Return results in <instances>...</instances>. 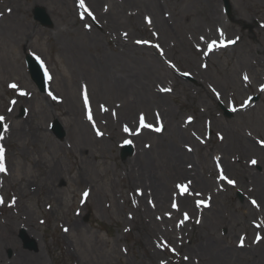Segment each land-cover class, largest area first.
Listing matches in <instances>:
<instances>
[{
	"label": "rangeland",
	"instance_id": "1",
	"mask_svg": "<svg viewBox=\"0 0 264 264\" xmlns=\"http://www.w3.org/2000/svg\"><path fill=\"white\" fill-rule=\"evenodd\" d=\"M161 1L169 33L140 16L122 28L151 48L142 59L163 55L169 76L156 89L185 125L178 135L190 139L173 140L157 117L145 116L148 126L136 131L182 143L191 155L199 183L167 165L159 171L160 184L174 192L166 217L181 233L169 239L162 218L147 212L156 203L128 162L133 127L113 121L116 107L96 62L115 51L114 34L75 0H0V117L13 132L3 140L0 264H264V0H230V14L223 0ZM36 7L50 24L34 17ZM28 53L49 70L46 92L30 76ZM55 120L62 139L51 130ZM127 143L132 152L123 157ZM23 228L37 250L24 247ZM203 245L212 256L200 254ZM22 252L25 259L14 261Z\"/></svg>",
	"mask_w": 264,
	"mask_h": 264
},
{
	"label": "bare ground",
	"instance_id": "2",
	"mask_svg": "<svg viewBox=\"0 0 264 264\" xmlns=\"http://www.w3.org/2000/svg\"><path fill=\"white\" fill-rule=\"evenodd\" d=\"M75 4L76 6L79 5L78 0H75ZM81 8V12H86L88 14L90 11V16H94L98 19L102 31H111L114 34L115 51H112L110 54L106 53L101 55L96 62L97 70L102 74L103 78L102 88L108 97H112V103L116 107V113L114 115L112 114L114 117H112L114 119L113 121L117 124V121L122 119L125 122L131 123L133 127V130L131 129V135L132 141H135V143H133L134 153L133 156L129 158L128 162L132 169L136 167L139 168L140 172L138 173L139 177L137 181L144 188L143 193H146L147 200L152 197L156 203L154 207L155 211L148 205L149 208H147V212L152 213L154 218L157 214L162 218V225L168 226L165 230L162 229L163 234L171 239L176 234V228L172 224L174 223L173 217L168 219L165 211H169L168 209L170 207L168 206L167 199L174 196V192H170V188H167L168 185L162 186L160 184L159 171H161V166H170L171 169L175 171L176 177L180 175L187 176V179H191V182L195 180L196 183H199L197 181L199 177L196 175L195 170L192 171L190 166V159H192L191 155L187 152L188 150L185 149L182 143L177 145L172 143V146H170L164 144L158 138H150L148 134L142 133V135H138V133H136L137 130H141L145 127V124L140 123L141 116L144 117V122L147 120L145 116H150V119H156L157 117V122L161 123L158 125L164 126L165 130L168 129L173 140L180 141V138H182L181 141H190L187 134L178 135L180 127L185 125L176 119V115L170 107L168 108L165 106L164 100H162L165 98L164 94L159 93L161 91L156 89V87H160V84L162 85L163 83L162 81L168 79L167 76H169V73L163 72L165 71L162 64V61L164 62L163 55H160L158 51L157 54L150 53V58L142 59L138 54H146V50L151 48L137 43V41L129 35L130 32H125L128 24L127 18L140 16L144 23L148 24L149 20L151 21L149 25H147L148 28L159 29L164 34L169 33L172 28L170 17L164 9V2L161 0H85L84 7ZM124 25L126 26L123 29L122 26ZM136 30L138 29L136 28ZM119 31L123 32V35L122 33L119 34ZM127 35L128 38H126ZM159 37L166 39V37L161 36V34H159ZM44 66L48 76L47 81H50L49 70L45 64ZM165 86L166 85L163 87ZM165 95L167 96V94ZM155 104L158 105V108L154 109L153 106ZM152 109L154 111H152ZM152 112H154L153 117ZM84 127L87 128L85 123ZM12 133L11 129H5L4 127L1 133L2 138H0V146L3 147L4 145L3 140L5 134L10 138ZM84 149L86 150V148ZM4 160H7L5 155ZM208 183L210 182L208 181ZM140 193L138 192L139 197L141 200H144L145 194L143 195V193ZM187 199L189 200L188 196L181 199V202L184 203L183 207L186 208L190 206L186 205L189 204ZM178 213L180 214V212ZM157 222L154 221L153 223H155L159 229V225L161 224L159 223L158 225ZM152 233L156 234L157 229L152 231ZM203 250L204 252L202 253ZM199 251L200 254L204 256H212L211 253L206 252L205 245H203L202 249H199ZM192 252L197 251L192 250ZM223 258H228V253ZM19 259H25L23 252L19 254L14 261L18 262Z\"/></svg>",
	"mask_w": 264,
	"mask_h": 264
},
{
	"label": "water",
	"instance_id": "3",
	"mask_svg": "<svg viewBox=\"0 0 264 264\" xmlns=\"http://www.w3.org/2000/svg\"><path fill=\"white\" fill-rule=\"evenodd\" d=\"M223 2H224L225 9L227 10L228 14H230L231 13V1L223 0ZM34 17L37 20H39L43 25H48L51 23V19L44 8L36 7L34 10ZM26 61H27L28 68H29L32 79L36 82L37 86L39 87L41 91L46 90V87H47L46 77L47 76H46L44 67L42 63L40 62V60L33 54L28 53L26 55ZM226 114L229 115L228 112ZM2 128H3V123H0V136H1ZM51 128L58 138L60 139L64 138L66 131L58 120L54 121ZM131 152H132L131 146L127 144V146H125L122 151V156L126 157L127 154H131ZM19 236L21 237L24 243V246L26 248L35 249V250L38 249V243L36 239L34 237H31L25 229H22L20 231Z\"/></svg>",
	"mask_w": 264,
	"mask_h": 264
},
{
	"label": "snow or ice",
	"instance_id": "4",
	"mask_svg": "<svg viewBox=\"0 0 264 264\" xmlns=\"http://www.w3.org/2000/svg\"><path fill=\"white\" fill-rule=\"evenodd\" d=\"M79 3H80V7H84L85 0H79ZM88 14L91 15V12L89 11ZM81 15L83 16V13ZM150 22L151 21L149 20V23ZM137 43H142V42L141 41H137ZM228 43H235V41H229ZM213 45H215V42H213ZM213 45H210L209 47H212ZM245 79H247V77H245ZM10 87L15 88L17 86L15 84H12V85H10ZM87 99H88L87 98V94L85 93V102L86 103H87ZM88 118L90 120L92 119L91 114H89V117ZM3 121H4V117H0V123H2ZM140 123L141 124H144V117L143 116L140 117ZM145 126H148V125H145ZM4 127L6 129L7 128V125H4ZM127 130L128 129L125 128V131H127ZM156 131H161V129L160 128H156ZM0 138H2V136H0ZM3 161H4V149H3L2 146H0V172L5 171V167H4ZM253 163H256V162L253 161ZM222 178H225L226 179V177H222ZM228 182L229 183H234L233 181H228ZM178 187L180 188L181 192H187L188 191V186L187 185H178ZM84 195L87 196L88 193H84ZM0 203H2V200H0ZM253 203H255V201ZM201 204H206V202L205 201H198L197 202V205L198 206L201 205ZM172 206L174 208L177 207V205L175 203H173ZM185 219H188L187 214H185ZM181 223H183V221H181Z\"/></svg>",
	"mask_w": 264,
	"mask_h": 264
}]
</instances>
